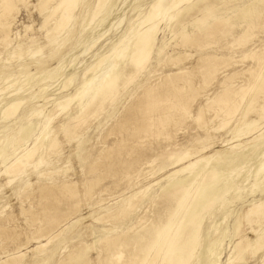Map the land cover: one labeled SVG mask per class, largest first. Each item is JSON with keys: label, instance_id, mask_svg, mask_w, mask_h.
Instances as JSON below:
<instances>
[{"label": "bare ground", "instance_id": "bare-ground-1", "mask_svg": "<svg viewBox=\"0 0 264 264\" xmlns=\"http://www.w3.org/2000/svg\"><path fill=\"white\" fill-rule=\"evenodd\" d=\"M144 1L146 0H38L34 6L44 18L41 30L46 29L44 37L54 53L58 50L55 48L62 45L63 39L70 41L67 50L61 52L64 58L59 62L66 60L69 55H74L77 59L75 51L81 47L84 48L83 54L96 49L97 52L93 55V66L87 71L82 69L87 63L78 66L80 62L74 63L68 71L65 68V77L60 81L62 86L53 101L54 107L46 117L44 116L42 130L33 140V145L14 151L4 160L1 171L11 178L8 182L18 181L20 194H25L31 199L34 197V200L30 201L29 207L22 209L26 215V228L29 229L25 243L16 242L15 252L4 251L5 255H0V264H18L21 261L19 257L23 255L20 254L21 249L33 241L40 242L34 247L37 250L52 242L66 229V221L76 214L82 200L99 211L95 220L102 223L99 229L101 236L94 246L99 264H190L202 238V222L208 209L231 185H235L234 176H238L243 167H251L248 162L243 164L241 160L230 166L233 168L227 169L224 168L226 165H209L213 156L202 155L207 147L201 143V138L195 137L197 132L189 138L185 135L186 141H172L173 128L169 129L170 124H173L176 133L182 131L181 133L185 134L190 124L186 127L184 125L190 117H194L199 126L197 128H205V132L221 128L224 130L233 125L235 134L227 140V149L235 153L236 159L247 156L246 152L250 149L247 147L255 148L260 139V144L263 145L259 148L262 152L256 168L250 170V174L242 182L248 181L251 184L248 193H254L264 183V132L242 142L243 138L254 134L259 125L249 122L245 129L238 128L245 124L249 120V114L258 108L262 110L261 114H264V0H150L137 19L114 36L116 41L110 45L105 44L108 50L101 51L104 46L100 49L99 44L107 38L112 41L114 37L110 35L123 23L122 13L136 4L140 3L141 6ZM28 5L29 0H0V42L4 44L5 49L9 50L11 47L13 52H16L18 47L23 46L20 42L15 44L10 36L22 7L28 8ZM236 6L237 12L223 18L220 24L206 30L200 26V35L194 31L187 38L179 40L177 45L189 47L188 41L195 38L194 46L190 47L197 49L198 59L192 69L179 67L178 71L165 74L155 83L150 84L147 77L146 81L139 85L147 92H161L167 87L163 93L150 96L147 93L144 98L140 97L138 103L131 104L133 110L134 106L135 110L138 107L143 114L140 117L145 122H135L133 127L128 126L127 122L114 126L118 112L113 114V126L106 128H109V131L101 133L104 139L101 148L94 150L95 148L91 147L87 150L88 156H83L86 168H83L85 176L81 182L66 174L60 181L41 182L37 185L36 192L32 190L29 170H36L45 162V153L61 154L58 149L62 143L60 134L62 133L68 142L77 139L80 147L82 139L79 137L82 136V130H86L91 123L99 119L108 107L107 102L111 101L110 105H114L120 86L127 88L147 71L156 52L160 26L164 20L165 28L175 32L178 26L185 24L190 18L194 17L195 20L199 12L203 16L199 21L203 24L211 14L221 10H225L222 13L229 14ZM96 23L98 25L94 27ZM31 28L32 25H26L25 31L28 32ZM28 33L24 35L27 44L35 43L38 36ZM15 34L18 36L17 32ZM169 45L167 42L161 46L157 54L160 56ZM204 50L206 53L201 54ZM27 52L33 56L41 52V48L34 51L32 46L28 45ZM172 54L175 65L192 56L187 50L173 51ZM22 55L23 53H18L20 58ZM7 64L9 63H3L0 73L2 69L9 68ZM159 64L164 63L159 61ZM45 69L47 68L43 70ZM154 71L155 69L151 72L149 70V73ZM195 71L201 74L197 76L201 77L199 85L194 83L191 76ZM78 74L79 85L74 92L65 94L64 90L75 81ZM179 80L184 83H177ZM212 84H216L219 90L213 95L208 94L205 103L198 104L195 113L193 101L198 99L202 89L205 90ZM46 90V87H42L38 93L27 97H17L15 93L5 96L3 100H7L1 111L2 117L9 123L25 101L29 107H26L19 117L20 120L40 116L44 110V105H39L40 97L46 94ZM72 104L76 106L74 111H70ZM124 106L125 109L126 105ZM170 109L176 110V113H171ZM207 112L214 114L210 122L222 117V123L220 121L221 124L217 127L212 124L211 129ZM132 115L136 116L137 113ZM53 119L58 121L56 127L52 125ZM8 123L5 127L7 129L10 127ZM85 127L86 129H83ZM144 132L150 134L148 144L140 141L130 142L134 136ZM157 136L163 137L166 142L163 144ZM110 137L115 138L108 141ZM152 137L159 138L157 146L150 142ZM191 142L192 148L184 152L179 151L181 145ZM146 145L149 146L148 149ZM146 150L147 153L150 150L151 154L161 151L152 159L147 158ZM158 156L167 157L170 163L161 165L156 170ZM220 159L219 156L217 160ZM167 168L169 170L165 171ZM44 175L48 173L41 172L39 177ZM107 180H111L112 185L106 186L104 182ZM163 180L166 182L164 185L161 183ZM155 185L159 188L153 192ZM36 197L38 201L35 200ZM240 197H244V194H239ZM65 205L66 209L63 208ZM245 210L243 222L237 223L236 226L240 233V240L234 246L237 252L231 255L225 264H247L242 262L244 251L248 250L256 255L264 248V196L260 199L254 198ZM4 215L0 221V238L9 236L16 241L20 236L19 232L8 225L15 215ZM46 220H51L49 229L44 224ZM81 222L82 218L78 220L76 229ZM242 223L245 226L249 224L253 236L246 233L248 227L240 229ZM73 238L74 236L70 239ZM61 248H64V245H61ZM73 248L68 253V259L62 255L63 251L60 252L62 257L60 256L57 264H91L88 257L90 245L78 242ZM210 252L218 261L223 250L219 251L212 244ZM261 264H264V256Z\"/></svg>", "mask_w": 264, "mask_h": 264}, {"label": "rangeland", "instance_id": "rangeland-1", "mask_svg": "<svg viewBox=\"0 0 264 264\" xmlns=\"http://www.w3.org/2000/svg\"><path fill=\"white\" fill-rule=\"evenodd\" d=\"M149 1L150 0L144 1L141 6L139 5L140 4L139 3L132 7H129L124 13L120 12L123 15L122 18H124V21L120 25L118 30L115 31L110 36L114 37L115 35L120 33L122 29L127 28L130 23L134 22L141 13V10H143L145 7L148 6ZM37 3L38 0H29L28 8L22 7L21 10L22 12L21 14H19L20 16H18L14 26L12 27L13 32L11 33L10 37L14 40L15 44H18L17 42H20L23 44V46L21 48L18 47L16 49V52H13V49L11 47L9 48V50L5 49L4 44L0 42V57H1L0 67H2L3 63L6 62L9 63L7 64L9 65V68L2 69L3 71L2 73H0V149H2V153L0 154V213H1L0 221L3 218L4 214H5L4 216L10 214L15 215L14 220L8 223V225L13 230L14 229L17 230V232H19L20 235L16 241L10 238L9 236H7L9 238L7 237L0 238V255L3 256L5 255L4 251L8 250L11 252H15V247H17L16 242L22 244L25 243V239H26L25 237L29 229H27L28 225L25 220L26 215L22 212V209L25 207L26 208L29 207L28 205L30 201L34 200V197L31 199L25 196V194L24 195L20 194V190H19L20 186L18 185V181L13 180V182L10 183L8 182L9 179L11 178H9L8 175H6L4 172L1 171L2 167L5 164L4 160L7 157L11 156L14 153V151H20L21 148L27 145L28 146L33 145L32 144L34 142L33 140H35V138L42 130V126L44 123V116L46 117V115H48L50 110H52V108L54 107L53 101L54 98L59 94V93L57 94L58 89L62 86L60 81L65 77V73H66L65 68L68 71L69 68L74 63L80 62L78 66L87 63L86 65L82 66V69L85 72L87 71V69H90L93 66L95 59L93 55L97 52L96 49L93 52L89 51L88 53L83 54L82 51L84 48L81 47L75 51L76 53L75 55H78L77 59H75L76 57H73L74 55L71 56L69 55L66 57V60L59 62L62 58H64L61 56L62 55L61 52L67 50L70 41H65L63 39L61 41L62 45L57 46L55 48V50L58 49L57 52L54 53L52 51V47L48 45V42L44 37V35L46 34L45 33L46 29L43 28L41 30L42 28L41 26L43 24L44 18H42L43 16L34 7ZM237 9L238 6L233 7V11L229 14L222 13L225 10L215 12L211 14L203 22V24H201V22L199 21V19L200 18L202 19L203 17L201 12H199L195 16L196 17L195 20H193L194 17L190 18L191 20L186 21L185 24L178 26L175 32H171L169 28H165L166 21L164 20L161 23L160 26L161 30L157 38L156 52L153 55L151 64L147 69V71L142 73L135 80V82L133 81L132 83H130V86L128 85L127 88H124L122 85L120 86L118 98L113 102L114 105L112 104L110 105L111 101L107 102L108 107L101 114L102 117L100 116L99 119L97 118L96 119L97 121L95 120V123L94 122L91 123L90 126L87 127V129L86 127L83 128L86 130H82L81 133L82 136L79 137L80 140L82 139L80 142L82 143L80 147L78 146L79 142L77 139L68 142L65 136L62 133L60 134L59 138L62 143L58 149L61 151V154L55 155L53 152L48 154L45 153L44 155L45 162L38 169L35 170L34 168H31L29 170L30 173L29 183L32 184L30 185L32 190L36 192L41 182L60 181L61 178L64 177V175L66 174L69 177H72L73 179L81 182L85 176L83 173L84 170L83 168H86L85 167L86 162H83L84 160L83 156L87 154V150L90 149L91 147H94L95 148L94 150H98L99 148H101L102 142L104 140L101 137L102 134L106 131H109V128L107 130L106 128L109 126L112 127L113 123L115 122V121L113 122L114 120L113 114L115 112L116 113L118 112V117L116 119L117 122L114 124V126H117L120 122H127L128 126L133 127L134 126L133 123L135 122H138V124L142 120L143 122H145V120L141 119L140 117L143 114L139 111L138 107L137 110H135L136 107L134 106V110H133L132 109L133 105L131 104L138 103L140 101V97L143 96L144 98V96H146L147 93H149V96L154 95L156 93H163L164 92L163 90H165L164 88H167L164 87L162 89L163 92L162 91L150 92V90L149 92H147V90L145 89L143 90L142 87L140 88L139 85L145 82L147 77H149L147 81L150 84H152L155 83L156 81H159L160 77L162 78V76H164L165 74L171 71L172 72L178 71L179 67L192 69L193 66L196 65L198 59L197 49L190 47V46H194L193 42L195 41V38H193V40L188 41L187 44H189V47H185L183 46V44L177 45L179 40L185 37L187 38L194 31H196V33L200 35L201 33H199L198 31V28L200 26H202V28L206 30L209 29V27L214 26L215 24H220L223 21V18H225L226 16H230L233 13H236ZM26 25H32V28L28 30V32L30 31V33L25 31ZM97 25L98 24L96 23L94 27H96ZM16 32L18 33L17 34L18 36H16L15 34ZM26 33H28L29 35L36 34V36H38V40L35 43L27 44V41L24 37ZM21 36H23V38H20ZM116 40H117L116 37H114L112 41L111 39L107 38L105 41H102V43L99 44V48L101 49V47L104 46L101 51L108 50V47L105 44L110 45ZM167 42L170 43L169 47L166 49L165 52H163L159 56L157 54L159 48L161 46H164ZM28 45H31L34 51L41 48V52L37 53L36 55L34 54L33 56L30 55V53L27 52ZM177 50L181 52H185V50H187L192 54V56H189L180 64L175 65L173 63L174 56L172 52ZM20 52L23 53L21 58L18 56V53ZM13 53H17V54L15 55ZM204 53H206V50L201 52V54ZM159 61H161L164 64H159ZM53 67H58V69H54ZM44 68L47 69H45L44 71L43 70ZM153 69H155V71L152 74H150L149 70L151 72ZM48 71L49 73H47ZM200 75L201 74L197 73L196 71L191 73L192 78H194L193 80L195 84L197 83L199 85L201 77H197V76ZM79 79H80V74H78L75 81L72 84H70V86L67 89L64 90V93L66 94L69 92H74L76 87L80 83ZM182 81L183 80H179L177 83H181L182 85L184 83ZM42 87H46L47 90H46V94L40 97L39 105H44L43 106L44 110L40 116H36V117L31 116L27 119L20 120L19 117L22 115L26 107L27 108L29 107L27 106L28 104L25 101V103L20 107L17 115L11 118V121L9 123L2 117L1 111L3 110L4 108L3 106L7 100V99L3 100L5 96H11L14 95L15 93L17 97H24V96L27 97L28 95L38 93V90ZM121 89H123V91ZM218 90L219 89L218 87L216 88V84L215 85L212 84V86H208L207 89L205 90L202 89L201 90L202 93L197 97L198 99H195L193 101V104L195 106L193 108L194 112L196 113L198 109L197 108L198 104L203 105L205 103L208 94H209L208 96L213 95ZM124 105H126L125 109H124L125 107ZM74 107H76L75 104H72L70 111L72 110L74 111ZM122 111L123 113H121ZM170 112L176 113V110L170 109ZM261 112L262 110L260 108H258V110L256 111H253V113L251 112L248 116L249 120L245 124H241L238 127L240 129L241 128L245 129L247 123L249 122H255L256 124L259 125L257 127L258 130L257 131L255 130L254 134L249 135L246 139L243 138L242 142L245 140L252 139L257 135H259L260 133L264 132V114H261ZM132 113H137V115L136 116L132 115ZM207 113L211 115L209 116L207 114V118L210 122L211 118L214 117V114L212 112H207ZM215 119L210 122L211 124L209 123L210 128L213 125L217 127L222 123V117H218V119L217 118ZM186 121L187 122H185L186 124L184 125V127L190 124L188 125V127L190 128L186 130L185 134L184 132L181 133L182 131L180 133H176V130H174L175 127L173 126V124H170L171 126H169V129L171 130L173 128L171 130L173 131L171 133L173 137L172 141H177L181 139L186 141L187 138L191 137L192 134H193L192 136H194V134H196L197 132L195 137L198 136L199 138H201V143L207 147V149L202 153V155L205 157L213 156L210 159L209 165L211 166L220 165V164L226 165L227 167L224 168L227 169V168H233L230 166H233V163L236 162L237 160H241L243 164L244 163L246 164L248 162V166H251V167H243L241 169L242 171H240V174L236 177L234 176L235 185H231V187H229V190L224 192L222 195H220L217 198L214 205L208 209L202 222V228H201L202 238L199 240V246L190 262V264H215V261L217 260L214 257V255L211 254L210 252V248L213 244L215 248H218L219 251L221 249L223 250L221 257L218 258L217 264H225L228 261V258L237 252L234 246L235 243L240 240V233L237 230L236 226L237 223L243 222L242 217L244 212L246 211L245 209L249 207V204L252 203L254 198L260 199L262 196H264V183L254 193H248L251 184H249L248 181L242 182L250 174V172L256 168L255 166L260 157V153L262 152V149L259 150V148L263 145V143L260 144V139H259L256 143L257 146L255 148L251 149L252 146L247 147L248 149L250 148L246 152L248 153L247 156H240L238 159H236L234 156L235 153H232L231 150L227 149L229 148V146L227 145V140L231 139L235 134L233 125L231 127H228L227 129L224 128V130H222L223 128L216 130H213L211 128L212 129V131L210 129L211 132H205L206 131L205 128L202 129L201 127L197 128L199 126L197 125L198 123L196 122V120H194V117H190ZM7 123L10 126L8 129L5 128L7 126ZM52 125L55 127L58 125L57 119L52 120ZM185 135L187 137L186 139H184ZM149 136H150L149 132H144L143 134L134 136V139L130 142L140 141L144 144H148L147 141L149 140ZM114 138L115 137H110L108 141H112L114 140ZM155 138L152 137L150 140V142L152 141L154 145H156L157 142L159 143V140L163 144L166 142L164 139H162L163 137H160V139L157 138V140ZM192 145L193 142H191L190 144L181 145L179 151L184 152L192 148L191 147ZM137 148L138 150H140L139 147ZM148 148L149 146L146 145V149ZM254 150H259V151L255 153H251ZM160 151L161 150L157 152H152L151 154L150 153L151 151L148 150V153H150L148 154L146 150L147 153L146 156L147 158H152V159L156 158L157 157L156 153L160 154ZM219 156L221 157V159L218 161L217 159ZM169 163L170 160L167 157L158 156V160L155 165L158 167L156 168V170L159 169L161 165H168ZM218 168H222V167H218ZM167 170H169V168H167L165 171ZM39 171L40 173L46 172L48 173V175H44L40 178L39 177L40 173H38ZM104 183L106 186L112 185L111 180H107V182L105 181ZM144 183L145 182H143V184ZM161 183L164 185L166 182L163 180L161 181ZM238 186H240V188H238ZM158 188L159 186L155 185L152 191L153 192L157 191ZM239 194L241 195L244 194V197L239 198ZM35 200L38 201V198L36 197ZM87 204H88L87 201L82 200L79 206L77 207L78 211L76 212V214H74L70 219L66 221L67 222L65 226L66 229L61 234H59L57 238H55L52 242L48 243L41 250L34 249V247L40 243L36 241L29 243L27 246H24L20 252V254H23L21 257H19L21 261L18 264H57L62 257L60 255V252L63 251L62 255L64 256L65 259H68L69 257L68 253L71 251V249L72 250L74 249L73 245L78 244V242H82L84 244L91 246L88 255L90 263L99 264L96 257L97 252L94 246H95V241L101 236V232L99 231V229L102 227V223L96 222L95 220L99 216V211L95 208V206L87 205ZM63 208L66 209L67 206L65 205ZM80 218L83 219V222H81V224L76 229V225L78 224V220ZM50 222L51 220H46L44 223L46 224V227H48V229L49 226L52 225V223L50 224ZM21 228L23 230H21ZM243 228L248 229L246 232L248 235L250 236L254 235L253 231H251L252 229L250 228L249 224L245 226L244 223H242L240 229ZM75 229L76 231H74ZM94 230L95 232H92ZM20 231L24 235L20 233ZM73 236L74 238L70 239ZM43 242H46V240H43ZM61 245H64V248H61ZM243 255H244V260L242 262H246L247 264H261L262 257L264 256V248L261 249L256 255L252 254L248 250L244 251Z\"/></svg>", "mask_w": 264, "mask_h": 264}]
</instances>
